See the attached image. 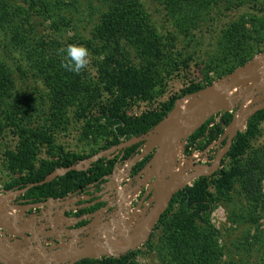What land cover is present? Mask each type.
Wrapping results in <instances>:
<instances>
[{"label": "rangeland", "instance_id": "rangeland-1", "mask_svg": "<svg viewBox=\"0 0 264 264\" xmlns=\"http://www.w3.org/2000/svg\"><path fill=\"white\" fill-rule=\"evenodd\" d=\"M132 2L143 31L152 38L150 56H144L126 32L102 30L108 9L102 0H75L69 6L57 0H0V16H12L19 27L16 39L0 20V193L26 173L20 164L28 168L27 159L37 168L60 155L84 157L101 151L111 139L95 128L100 124L111 130L106 124L110 110L131 120L164 113L162 121L177 104L173 113L191 103L185 98L215 87L264 53V0H221L218 8L194 15L187 24L161 0ZM73 43L92 53L89 67L80 74L61 66L60 49ZM122 67L137 71L139 82L130 89L122 86ZM253 94L246 96L248 106L264 98L256 90ZM230 107L209 117H214L210 127H217L204 151L197 150L196 142L190 144L193 130L174 141L170 155L176 178L213 161L238 103ZM250 118L230 147L237 145L240 152L229 150L215 172L188 183L182 190L189 191L178 197L163 223L156 221L146 241L132 250L128 264H168L170 255L163 256L165 231L190 217L199 228L214 231L213 264H264V211L246 199L235 171L264 154V114ZM138 196L125 205L127 215ZM120 221L125 222L123 214Z\"/></svg>", "mask_w": 264, "mask_h": 264}, {"label": "water", "instance_id": "water-1", "mask_svg": "<svg viewBox=\"0 0 264 264\" xmlns=\"http://www.w3.org/2000/svg\"><path fill=\"white\" fill-rule=\"evenodd\" d=\"M260 62H264V53L222 80L219 88L215 89L218 84L185 98L184 102L191 103L183 112L173 114L177 104L164 120L147 133L101 150L72 165L58 167L38 182L0 194V264H75L86 258H119L139 247L146 241L172 197L192 180L215 172L242 126L264 109L263 98L249 106L237 119V113L242 111L244 99L249 93L253 94V90H256L264 95V66H259ZM244 83L257 85L256 88L249 86L240 98L234 99L233 102L238 103L237 110L232 115L225 142L215 153L213 161L202 169L176 178L170 151L178 123L208 103L219 101L231 88ZM137 144L134 153L124 160L125 168L117 161L111 174L103 178V184L94 182L85 190L78 189L62 198H49L39 203L21 205L16 201L18 196L32 187L48 184L71 171H85L96 161L109 159L111 154L120 153V160L125 149ZM149 154L151 157L143 168L131 175L132 167ZM100 185H104L102 189H99ZM90 188L99 190L92 193ZM140 194L142 196L134 210L127 215L125 205ZM146 201L148 204H145ZM90 208L92 210L79 216H67L69 212ZM14 211L17 213L14 214ZM121 214L125 222L120 221ZM59 223L63 225L59 226ZM104 244L111 250L103 249L101 246Z\"/></svg>", "mask_w": 264, "mask_h": 264}, {"label": "trees", "instance_id": "trees-1", "mask_svg": "<svg viewBox=\"0 0 264 264\" xmlns=\"http://www.w3.org/2000/svg\"><path fill=\"white\" fill-rule=\"evenodd\" d=\"M63 0H57L58 4L65 6L74 5L75 0H67L69 3L64 4ZM107 5L106 14L104 15L105 23L102 30H109L113 32H126L128 38L136 44L144 56H150L154 51V46L150 44V40L146 34L147 30L143 31L144 24L142 20L138 19L135 10L133 9L132 0H102ZM221 0H161V3L167 8L173 16L182 24L190 22L194 15H199L200 12H210V9H216L219 6ZM232 1V0H231ZM46 10L49 6H44ZM0 20L2 25L8 28L10 34L17 39L16 31L19 29L17 23L10 18L1 14ZM191 15V16H190ZM16 24V25H15ZM139 27V28H138ZM242 28V27H240ZM100 29V28H99ZM151 37V36H150ZM233 41L232 45L235 44ZM237 42V41H236ZM243 60L239 62L242 64ZM120 74L122 75V86L125 89H130L134 84L138 83V74L134 67H122L120 68ZM60 79V74H59ZM135 81V82H134ZM64 87H70L69 77L65 76ZM134 82V83H133ZM68 83V86H67ZM66 88V89H67ZM200 87L194 88L192 91L198 90ZM170 109V108H168ZM264 114V109L257 112L250 119H256ZM165 114H159L157 112H149L142 116L131 120L125 116L120 115L118 112L113 113L110 110V116L107 117L106 124L108 123L111 130L105 125L97 124L95 131L101 134L110 136V139L101 150L118 145L119 143L129 140L133 137H137L147 133L154 126H156ZM81 117H85L83 113ZM232 118V115L228 116V120ZM214 117L207 119L201 126H199L190 136V144L197 143V150L204 151L212 142L213 134L217 126L210 125L213 123ZM94 127V126H93ZM109 131V132H108ZM138 147L134 145L125 149L123 157L120 162L131 156L132 153ZM241 148L239 146H233L229 153L238 154ZM96 154L93 152L91 155ZM120 154V153H119ZM119 154L110 159H100L93 163L85 171H71L65 176L59 177L54 181L30 188L25 194L18 196L16 201L21 204L39 203L48 200L49 198H62L68 194L81 189L85 190L88 185L100 181L99 184L104 183V177L111 174L115 163L119 160ZM90 157H78L74 154H66L58 156L54 162L42 161L37 168L34 164H28L26 160L24 164H20L24 167L26 173L22 175L18 180L10 184L5 190L12 188H21L30 183H35L42 180L46 175L52 172L58 167H66L72 165L80 160ZM151 154L138 161L132 168V173L135 174L143 168V166L150 159ZM249 166L242 168H236V175L239 176L242 183V189L245 197L249 202L260 206V210L264 211V154L260 157L253 158ZM99 186V185H98ZM186 190V189H185ZM185 190H181L176 193L169 202L165 212L161 215L157 222L163 223L165 218L171 213L174 205L177 202L178 197L184 194ZM189 190H186V192ZM90 209L81 210L78 212H69L67 216L74 217L79 216ZM32 211H29V213ZM163 240V248L166 252L164 258L170 255L168 264H213L215 261V254L210 249L215 248L213 245L214 231L209 228L203 230L194 224V220L190 217L180 222L176 228L168 229L165 231ZM162 248V250H163ZM132 251L121 255L119 258L115 257H102L100 259H82L75 264H128L133 256ZM166 259V258H165Z\"/></svg>", "mask_w": 264, "mask_h": 264}, {"label": "bare ground", "instance_id": "bare-ground-1", "mask_svg": "<svg viewBox=\"0 0 264 264\" xmlns=\"http://www.w3.org/2000/svg\"><path fill=\"white\" fill-rule=\"evenodd\" d=\"M256 85L257 83H253L251 85L249 83H244V84L235 86L231 88L230 90H228L219 101H216V102L212 101L208 103L206 107L196 110L192 112L188 117L182 119L177 125L176 131L174 133V137L172 140V144L174 143V141L187 136L192 130L198 127L202 122H204L211 115H213V113L217 111L216 109L217 107L224 106V105L230 107V105L233 104L234 99L240 98V96L243 94V92H245V90L249 86L256 88ZM220 86L216 87L215 89L219 88ZM248 105L249 104L246 98L243 109L241 112H239L237 119L241 118V116L243 115V111L248 109L249 107ZM185 109H186V106L185 107L180 106L173 114H179L183 112ZM103 246H101L103 249H107L108 247V246L107 247L105 246L103 247Z\"/></svg>", "mask_w": 264, "mask_h": 264}, {"label": "clouds", "instance_id": "clouds-1", "mask_svg": "<svg viewBox=\"0 0 264 264\" xmlns=\"http://www.w3.org/2000/svg\"><path fill=\"white\" fill-rule=\"evenodd\" d=\"M60 53L63 57L61 66L68 72L75 74H80L86 70L92 60L90 50L80 44H69L66 48L60 49Z\"/></svg>", "mask_w": 264, "mask_h": 264}, {"label": "crops", "instance_id": "crops-1", "mask_svg": "<svg viewBox=\"0 0 264 264\" xmlns=\"http://www.w3.org/2000/svg\"><path fill=\"white\" fill-rule=\"evenodd\" d=\"M133 168V167H132ZM133 173H132V169H131V175H132ZM135 182V181H134ZM0 194H2V193H0ZM139 196H135L134 197V200L132 201V202H130L129 204H126V206H128V205H131V203H133L137 198H138ZM73 212V211H72ZM17 213V211H14V214H16ZM63 225V223H59V226H62ZM50 226V228L52 227V224H50L49 225Z\"/></svg>", "mask_w": 264, "mask_h": 264}, {"label": "built area", "instance_id": "built-area-1", "mask_svg": "<svg viewBox=\"0 0 264 264\" xmlns=\"http://www.w3.org/2000/svg\"><path fill=\"white\" fill-rule=\"evenodd\" d=\"M123 157V156H122ZM122 162H124V161H122ZM125 166H126V163L124 162V165H123V169L125 168ZM103 186L104 185H100V188L99 189H102L103 188ZM90 190H91V192H93L94 190L92 189V188H90Z\"/></svg>", "mask_w": 264, "mask_h": 264}, {"label": "flooded vegetation", "instance_id": "flooded-vegetation-1", "mask_svg": "<svg viewBox=\"0 0 264 264\" xmlns=\"http://www.w3.org/2000/svg\"><path fill=\"white\" fill-rule=\"evenodd\" d=\"M97 190H99V189H97ZM97 190H94L92 193L96 192Z\"/></svg>", "mask_w": 264, "mask_h": 264}]
</instances>
